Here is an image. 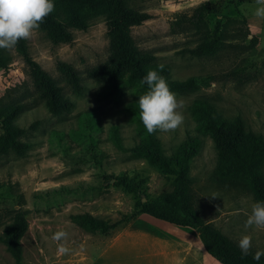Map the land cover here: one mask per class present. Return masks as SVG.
<instances>
[{
  "label": "rangeland",
  "instance_id": "obj_1",
  "mask_svg": "<svg viewBox=\"0 0 264 264\" xmlns=\"http://www.w3.org/2000/svg\"><path fill=\"white\" fill-rule=\"evenodd\" d=\"M125 1L131 9L152 15L132 29L139 47L153 52L158 62L170 67L174 80L188 86L173 91L183 102V123L175 130H157V136L169 156L191 135L202 140L189 169L194 209L239 251V239L251 235L249 253L264 252V227H245L257 202L254 192L240 180L218 177L220 156L212 133L200 132L192 113L193 102L206 99L225 119L240 117L247 131L264 137V18L253 15L255 0ZM202 5L206 17L197 26ZM242 19L247 23L237 22ZM226 23L227 34L221 38ZM108 30L107 19L96 16L87 30L72 28L69 41L54 42L40 27L27 39L32 58L74 102L64 114L52 113L36 93L30 69L15 48L2 49L9 59L6 67H0V133L4 126L16 124L26 130L21 140L30 147L24 155L12 149L0 152V264H18L4 242L17 212L27 222L20 264H99L101 252H108L121 226L106 234L90 232L72 221V214L125 220L137 210V203L174 190L173 175L161 173L149 159L133 154L140 136L126 106L135 96L126 91L104 99L101 85L85 75L88 68L108 61ZM214 48L212 54L192 53ZM60 62L82 73L81 93L64 81ZM36 122V128H31ZM115 126L121 146L113 138ZM119 179L137 184L139 191L128 192L117 184ZM59 231L66 236L54 241L52 236ZM60 245L68 251L60 253ZM207 260L205 264H217Z\"/></svg>",
  "mask_w": 264,
  "mask_h": 264
},
{
  "label": "trees",
  "instance_id": "obj_2",
  "mask_svg": "<svg viewBox=\"0 0 264 264\" xmlns=\"http://www.w3.org/2000/svg\"><path fill=\"white\" fill-rule=\"evenodd\" d=\"M206 5V4H205ZM205 5L199 7L197 23L200 25L206 17ZM104 16L108 22L110 38V56L108 61L86 70L87 78L101 85L100 95L104 99L130 91L135 100L129 102L127 110L137 123L140 145L133 150L137 157H144L161 172L173 175L174 190L163 193L151 202L137 203V210L127 218L111 222L92 213L72 214L71 219L90 232L110 233L118 227H124L140 213H147L155 218L194 228L203 244L214 258L222 264H264V256L257 262L253 254L244 256L235 248L228 237L212 222H203L193 207V195L190 188V161L199 152L202 140L198 136H189L172 155H167L158 139L157 131L149 134L139 117L138 99L147 90L141 79L149 69H155L168 82L172 91H183L187 85L174 80L170 67L156 60L151 51L142 50L135 40L132 29L152 17L144 11L131 9L125 0H55V8L40 23L54 42L71 40V29L87 30L91 19ZM236 21V20H231ZM239 23H247L245 19ZM230 23V22H228ZM226 23L220 33L227 34ZM15 50L27 63L36 93L54 114L70 112L74 107L72 99L67 97L60 85L31 56L27 39H21L14 46ZM192 50L196 55L212 54L216 50ZM8 55L0 49V67H6ZM162 66V67H161ZM58 69L64 81L75 93L84 89L83 75L72 64L60 62ZM192 113L200 132H211L220 160L217 175L223 180L237 179L247 184L254 192L257 201H264V137L253 131H247L242 118L233 121L225 119L219 110L206 99H196L192 104ZM37 122L31 128H36ZM26 130L16 124L3 127L0 133V152L14 150L24 155L30 144L21 140ZM113 138L117 145H122L119 128L114 127ZM128 192H138L139 186L125 179L118 183ZM27 230V222L22 213L17 212L13 222L7 226L4 242L16 257L18 264L22 261L21 237Z\"/></svg>",
  "mask_w": 264,
  "mask_h": 264
},
{
  "label": "clouds",
  "instance_id": "obj_3",
  "mask_svg": "<svg viewBox=\"0 0 264 264\" xmlns=\"http://www.w3.org/2000/svg\"><path fill=\"white\" fill-rule=\"evenodd\" d=\"M253 15L264 18V0H255ZM55 0H0V49H10L21 39H28L43 19L54 11ZM162 67V66H161ZM147 90L139 96V117L146 131L151 134L160 131L175 130L184 121L180 111L183 102L177 99L167 80L155 69H149L141 79ZM212 197H218L215 194ZM245 227H264V201H257L251 206V214L245 221ZM66 233L59 231L52 239L59 241ZM241 254L247 256L252 248V236L243 235L238 241ZM60 253L68 251L63 245L58 246ZM264 255L256 251L253 259L259 261Z\"/></svg>",
  "mask_w": 264,
  "mask_h": 264
},
{
  "label": "crops",
  "instance_id": "obj_4",
  "mask_svg": "<svg viewBox=\"0 0 264 264\" xmlns=\"http://www.w3.org/2000/svg\"><path fill=\"white\" fill-rule=\"evenodd\" d=\"M108 246L99 264H205L207 259L222 264L208 253L194 228L147 213L117 230Z\"/></svg>",
  "mask_w": 264,
  "mask_h": 264
}]
</instances>
